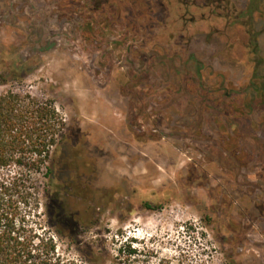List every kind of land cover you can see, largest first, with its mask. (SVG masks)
I'll return each instance as SVG.
<instances>
[{
	"label": "rangeland",
	"instance_id": "374dc122",
	"mask_svg": "<svg viewBox=\"0 0 264 264\" xmlns=\"http://www.w3.org/2000/svg\"><path fill=\"white\" fill-rule=\"evenodd\" d=\"M9 91L63 118L31 176L66 257L264 264V0H0Z\"/></svg>",
	"mask_w": 264,
	"mask_h": 264
},
{
	"label": "trees",
	"instance_id": "16d2710c",
	"mask_svg": "<svg viewBox=\"0 0 264 264\" xmlns=\"http://www.w3.org/2000/svg\"><path fill=\"white\" fill-rule=\"evenodd\" d=\"M63 127V118L47 102L0 93V264H78L59 251L54 236L35 219L41 211L31 173L43 168L51 173L48 163ZM50 221L58 234L76 241L53 212Z\"/></svg>",
	"mask_w": 264,
	"mask_h": 264
}]
</instances>
